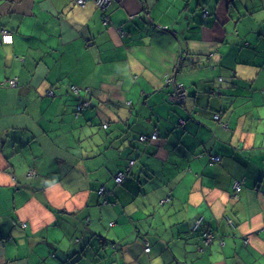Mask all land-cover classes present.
I'll use <instances>...</instances> for the list:
<instances>
[{
	"label": "crops",
	"instance_id": "0c3cea01",
	"mask_svg": "<svg viewBox=\"0 0 264 264\" xmlns=\"http://www.w3.org/2000/svg\"><path fill=\"white\" fill-rule=\"evenodd\" d=\"M0 29V264H264V0H0Z\"/></svg>",
	"mask_w": 264,
	"mask_h": 264
},
{
	"label": "built area",
	"instance_id": "2783aa9c",
	"mask_svg": "<svg viewBox=\"0 0 264 264\" xmlns=\"http://www.w3.org/2000/svg\"><path fill=\"white\" fill-rule=\"evenodd\" d=\"M91 1L94 3V5L96 7L100 8V9L106 8L112 2V0H91ZM84 2H85V0H76V3L78 5H83ZM204 13H206L205 10H204ZM104 19L106 21V18H104ZM0 42L2 44H4V45L11 44L12 43V35H11V33L8 32L5 29H0ZM6 82H7V85H9L10 87L15 86L16 83H17V81L15 79H9ZM166 82L168 84H170L171 86H173V89H174L169 94V100H171L172 102H175V103H180L184 99V97L186 96L185 87L181 83L176 82L175 79L172 76L171 77H167L166 78ZM71 92L78 96V90L74 86L71 87ZM89 105H90V103H89L88 99L79 97V103L77 104V106L75 108L74 116L78 117L80 111H82L83 109L87 108ZM214 118L217 120L218 116H215ZM106 126H107V124H104L103 128H105ZM156 138H157V134L155 132H153L152 134H150L149 138L147 136H140L139 140L142 141V142H146V141H153ZM211 161L212 162H218L219 158L217 156H213V157H211ZM133 164H134V161H129L128 164H127V167L124 170H118L114 174L113 180H114V183L116 185H118V184H120L122 182V180L125 178L126 171H128L129 167H131ZM240 185H241V182H239L237 180L233 182L232 189H233L234 196H236L237 193L240 191ZM103 192H104V189L100 188L99 194H101ZM226 220H227V224L228 225H232L233 224L228 217L226 218ZM200 223H201L200 219H197L194 222L193 230H196L198 228V226L200 225ZM201 236H202V242L205 245H208L212 241V239L214 238V235L212 234V232L206 231V230L202 231V235ZM144 251L145 252L149 251V247H148L147 243H145Z\"/></svg>",
	"mask_w": 264,
	"mask_h": 264
},
{
	"label": "trees",
	"instance_id": "16d2710c",
	"mask_svg": "<svg viewBox=\"0 0 264 264\" xmlns=\"http://www.w3.org/2000/svg\"><path fill=\"white\" fill-rule=\"evenodd\" d=\"M90 1H91V0H90ZM76 4H77V3H76ZM97 8H98V7H97ZM99 9H100V8H99ZM205 11H206V10H205ZM206 12H207V11H206ZM205 14H206V13H205ZM3 45H4V44H3ZM10 79H15V80L17 81L16 78H10ZM7 80H9V79H7ZM7 80H5V82L1 83L0 85L3 86V87H5V86H6V87L9 86V85H7V82H6ZM16 85H17V83H16ZM16 85H15V86H16ZM13 87H14V86H13ZM78 98H79V97H78ZM184 99H185V97H184ZM184 99H183L180 103H177V104H182L183 101H184ZM78 103H79V99H78ZM78 103H77V104H78ZM76 106H77V105H76ZM89 106H90V105H89ZM89 106H88V107H89ZM75 108H76V107H75ZM85 109H86V108H85ZM83 110H84V109H83ZM83 110H82V111H83ZM82 111H80V113H81ZM80 113H79V114H80ZM74 114H75V109H74ZM78 116H79V115H78ZM215 116H218V115L215 114V115L213 116V118H214ZM214 120H216V119L214 118ZM182 124H183V120H182V119H181V121L177 122V126H182ZM140 136H147V137L149 138L150 135H144V134H141V135L138 136V139H139ZM146 142H147V141H146ZM216 156H217V157L219 158V160H220V156H218V155H216ZM212 157H213V156H212ZM129 161H134V160H129ZM210 161H211V158H210ZM211 162H212V161H211ZM218 162H219V161H218ZM123 170H124V169H123ZM128 172H129V170L126 171L125 177L127 176ZM124 179H125V178H124ZM124 179H123L122 182H121L120 184H118L117 186L121 185V184L123 183ZM234 181H236V180H234ZM234 181H233V182H234ZM237 181H239V180H237ZM239 182H241V181H239ZM240 189H241V185H240ZM196 230H197V229H196ZM202 231H204V230H200V231H199V235H200V236L202 235ZM201 240H202V236H201Z\"/></svg>",
	"mask_w": 264,
	"mask_h": 264
},
{
	"label": "bare ground",
	"instance_id": "6f19581e",
	"mask_svg": "<svg viewBox=\"0 0 264 264\" xmlns=\"http://www.w3.org/2000/svg\"><path fill=\"white\" fill-rule=\"evenodd\" d=\"M72 87V86H71ZM70 91H71V88H70ZM102 188V187H101ZM99 190H100V188L97 190V194L98 195H103L104 193H105V191L103 192V193H101V194H99Z\"/></svg>",
	"mask_w": 264,
	"mask_h": 264
}]
</instances>
